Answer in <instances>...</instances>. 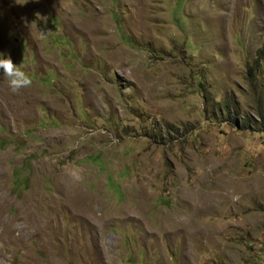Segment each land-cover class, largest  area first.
Segmentation results:
<instances>
[{
	"label": "rangeland",
	"instance_id": "obj_1",
	"mask_svg": "<svg viewBox=\"0 0 264 264\" xmlns=\"http://www.w3.org/2000/svg\"><path fill=\"white\" fill-rule=\"evenodd\" d=\"M0 264H264V0H0Z\"/></svg>",
	"mask_w": 264,
	"mask_h": 264
},
{
	"label": "clouds",
	"instance_id": "obj_2",
	"mask_svg": "<svg viewBox=\"0 0 264 264\" xmlns=\"http://www.w3.org/2000/svg\"><path fill=\"white\" fill-rule=\"evenodd\" d=\"M0 71L8 79L10 90L15 94L33 83L30 75L22 70L21 65L14 63L10 54L0 53Z\"/></svg>",
	"mask_w": 264,
	"mask_h": 264
}]
</instances>
